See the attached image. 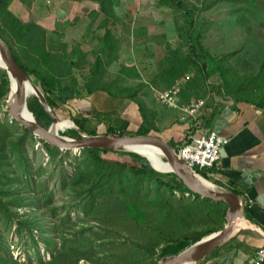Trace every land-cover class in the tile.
Returning a JSON list of instances; mask_svg holds the SVG:
<instances>
[{"label": "trees", "instance_id": "1", "mask_svg": "<svg viewBox=\"0 0 264 264\" xmlns=\"http://www.w3.org/2000/svg\"><path fill=\"white\" fill-rule=\"evenodd\" d=\"M32 1L0 0V37L6 42L13 57L18 60L28 77L34 76L39 81L40 89L55 115L64 121H71L78 129L84 131L82 123L74 116L70 105L76 87L81 84L78 77L71 70H64V55L56 56L48 51V31L34 22L23 20L12 9L14 3L29 7ZM95 1L100 3L101 12L106 14L100 24L101 28L106 30L102 41L115 60L109 22L112 23L115 19L117 2L116 0ZM158 2L161 8L174 9L182 13L181 0H158ZM222 6L230 7L231 11L233 8L239 10L235 21L245 27L247 45L248 32L253 29L251 20L260 21L264 26V0H201L196 12L199 21L196 23L193 19L195 15L185 14V31L179 36L181 46L187 48V54L181 55L177 50L169 47V52L159 64L157 75L151 84L153 87H159L161 84L169 90L180 83L179 94H186L189 97L188 101L191 98L198 100L208 95L206 93L208 89L212 92L216 91V88L208 85V82L214 76H218L221 81L219 92L224 97L264 108V58L260 66L254 69L237 65L234 61L237 53L214 55L203 46V29L209 22L212 23L210 17L217 14ZM209 12H212V15L207 16ZM101 70L102 60L98 57L92 71H89L88 83L85 86L87 94L95 90L91 87L90 78L99 77ZM8 88L7 74L3 68H0V99L8 92ZM139 89L140 87H137L124 92L131 94L132 99L139 104L137 100ZM28 108L35 115L40 126L43 128L50 126L52 119L37 98L28 99ZM111 132L117 133L112 128L106 131V133ZM125 133V131L120 132L122 135ZM23 134L21 138L12 139L10 130L0 120V209L7 214L12 213L13 210L18 219L19 231L21 228L28 229L32 239L35 240L33 235L35 229L31 228L33 210L30 206L35 202L27 192L30 189L25 181L15 185L12 178L16 176L10 178L9 174L14 171L7 165L10 150L15 148L18 151L21 140L26 135L31 134L34 137L26 128L23 129ZM148 134V131L140 130L133 136ZM64 135L75 137L78 134L76 131H69ZM39 141L52 157L60 153H64V157L70 154L68 151L63 152L48 145L42 139ZM14 144L19 145L14 147ZM180 147L175 148L176 152ZM106 154L116 155L117 158H106ZM26 156L24 154L20 157ZM75 159L81 162L72 175L64 176V180L68 179L64 182L65 187L70 191L72 198L76 199V207H80L81 202L88 205L93 213L92 217H101L112 235L108 242L106 240L105 244L100 246L93 234L90 237H81L82 232L75 236L56 233L59 247L54 251H47L49 260L38 255V264H82L83 261L89 264H158L163 257L176 255L202 237L222 228L221 226L216 229L205 228L204 211L198 207L194 216V201L183 196L188 194L196 200L219 208L223 218L228 208L226 203L213 202L193 194L173 172L155 169L153 166L156 165L152 166L142 156L85 149L81 152V156ZM203 171L198 172L209 180L207 172L204 171L205 173L202 174ZM14 185L19 188L14 189ZM25 199H28L30 204L27 202L24 204ZM56 209L57 207H54L53 211ZM20 210L24 211L23 214H19ZM67 218L69 216H64V220ZM169 250H173V253L169 254ZM0 264L37 263L31 259H28L27 263L14 259L0 230Z\"/></svg>", "mask_w": 264, "mask_h": 264}, {"label": "crops", "instance_id": "2", "mask_svg": "<svg viewBox=\"0 0 264 264\" xmlns=\"http://www.w3.org/2000/svg\"><path fill=\"white\" fill-rule=\"evenodd\" d=\"M181 1L182 13L161 8L158 0H116L115 19L109 22L115 60L102 41L106 30L100 24L106 14L101 12L98 1L33 0L29 7L14 3L12 9L17 16L48 31L50 53L60 55L64 49V70H71L81 83L70 105L84 132L106 134L98 132L103 127L105 131L112 128L117 133L133 135L143 130L163 138L174 149L184 144L188 133L200 136L215 132L228 140L218 164L207 174L210 181L243 198V214L231 238L196 264H252L254 253L264 247V108L224 97L219 92L218 76L208 82L215 92L208 89L207 96L189 101L186 94L180 93L175 110L158 102V94L168 91L161 84H151L159 64L169 47L187 54L179 39L185 31V14H193L196 23L199 21L196 12L201 0ZM225 8H219L210 17L212 23L203 29V46L211 54L221 53L225 25L219 19ZM58 10L65 11L64 20L58 18ZM212 41L217 46L213 47ZM98 57L102 73L90 78L95 90L87 94L89 71ZM137 87L139 104L124 92ZM193 101H201L204 106L190 117L181 109Z\"/></svg>", "mask_w": 264, "mask_h": 264}, {"label": "rangeland", "instance_id": "3", "mask_svg": "<svg viewBox=\"0 0 264 264\" xmlns=\"http://www.w3.org/2000/svg\"><path fill=\"white\" fill-rule=\"evenodd\" d=\"M235 9L233 8V11H231L230 7L227 6L225 10H221L223 11L220 15L221 18H217L221 25H225L223 32L225 38L222 39L220 54L237 53L234 60L237 65L256 69L260 66L264 58V26L260 21L251 20L250 23L253 24V29L248 32L250 43L248 42V45L245 44L247 41V32L244 26L235 23V16L239 12L238 9ZM225 17L226 19L223 20ZM217 27L218 22L215 24L214 29L217 30ZM212 45L215 47L217 43L212 41ZM60 55H64V49H62ZM2 65L1 62L0 68H3ZM31 80L40 88L39 81L34 76H31ZM32 97L34 96L31 95L28 99ZM2 98L0 99L1 122L10 130L12 139L23 137L24 128L8 116L2 105ZM59 120L62 122L67 121L63 119ZM73 129L62 130L60 133L67 134L69 131H73ZM98 132L103 133L106 131L103 127H100L98 128ZM39 140L40 139L32 137L31 134H28L21 140L19 147L21 152L13 148L7 156V165L14 171V173L9 174L10 178L16 176L17 179L12 178V180L14 179L15 185H20L22 181H25L30 189L29 191L27 190V192L31 194L35 202L34 204H30L28 199L24 201V204L25 202L29 203L33 210V219L31 222L33 227L31 228L33 230L35 229L33 233L35 240L32 239V235L28 229L21 228L19 231L17 224L18 219L13 210L11 211L12 213L7 214L0 209V230L9 246L10 255L21 262L27 263L28 259H31L37 264L39 263L38 255L44 256L45 260H49L50 258L47 255V251H54L59 247V240L55 236L56 233H63L65 236H75L82 232L81 237H90L93 234L97 240V244L100 246H103L106 240L108 242L110 235H112L108 231L106 223H103L101 217H92L93 213H91L88 205L86 206L84 202H81L80 207H76V199L72 198L70 191L65 187L64 182L68 179L64 180V176L67 177L74 173V169L81 162V160L75 158H79L81 153L68 151L70 154L66 157H64V153L52 157L47 153L45 147ZM17 145L19 144H14V147ZM24 154L27 156L20 157ZM105 157L109 159L117 158V156L113 154H106ZM26 164L30 165L27 166ZM155 168L166 170L167 167L157 165ZM204 173L203 171L202 174ZM208 181L211 182L210 180ZM15 185L13 188L18 189L19 187ZM174 194L178 196L177 193ZM183 197L194 201V216L198 207L200 210L204 211L205 222L203 225H205V228L211 227L216 229L219 226L222 228L225 226L226 222L219 208L202 202L201 200H196L188 194ZM54 207H57L55 211H53ZM23 212V210H20L19 214H23ZM26 212L29 211L26 210ZM64 216H69V218L64 220ZM64 229L66 230L65 233ZM168 253H173V250H169ZM82 264L89 263L83 261Z\"/></svg>", "mask_w": 264, "mask_h": 264}, {"label": "water", "instance_id": "4", "mask_svg": "<svg viewBox=\"0 0 264 264\" xmlns=\"http://www.w3.org/2000/svg\"><path fill=\"white\" fill-rule=\"evenodd\" d=\"M56 14L59 19L64 20L66 18L64 10H58ZM0 58L10 84L9 92L2 98L4 110L12 120L30 131L35 138L42 139L48 145L56 147L61 151H71L74 153H81L85 149H96L133 153L142 156L135 151V148L156 147L161 151L165 162L170 165V169L166 172H173L193 194L210 199L213 202H224L228 205L224 215L226 224L221 230L202 237L199 241L186 247L176 255L163 257L158 264H196L231 238L237 228L236 223L243 214V198L240 195L211 182L215 188L214 190L209 189L198 178L206 182L209 181L183 161L173 146L161 137L153 135H122L115 132L90 135L76 128L74 124L75 128L73 131L77 132V136L71 137L61 134L60 132L62 131L57 130L60 120L50 108L44 94L31 78L28 77L20 63L15 60L8 45L1 37ZM29 85L31 88L28 87ZM30 93L37 98L44 110L51 117L52 122L48 128L40 126L35 115L29 110L28 98ZM142 157L145 158V156ZM150 164L152 165L151 162Z\"/></svg>", "mask_w": 264, "mask_h": 264}, {"label": "built area", "instance_id": "5", "mask_svg": "<svg viewBox=\"0 0 264 264\" xmlns=\"http://www.w3.org/2000/svg\"><path fill=\"white\" fill-rule=\"evenodd\" d=\"M179 92L180 86L175 85L167 92L158 94V102L175 110L177 109L175 99ZM203 106V102L193 101L181 111L190 117H195ZM227 144L228 140L215 132L204 133L200 136L188 133L184 144L178 150V155L191 168L210 171L218 164L220 151ZM252 264H264V247L254 253Z\"/></svg>", "mask_w": 264, "mask_h": 264}, {"label": "bare ground", "instance_id": "6", "mask_svg": "<svg viewBox=\"0 0 264 264\" xmlns=\"http://www.w3.org/2000/svg\"><path fill=\"white\" fill-rule=\"evenodd\" d=\"M0 61H1V58H0ZM16 61H18V60H16ZM28 87L31 88L30 85ZM30 95H32V94L30 93L29 96ZM73 128H74L73 123H71L69 121L68 122L67 121L66 122H62L60 120L59 121V124L57 125V130L58 131L70 130V129H73ZM135 151H137L142 156H145V158L147 160H149L153 165H156V166L157 165H159V166H166L167 167L166 170L170 169V165L165 162L164 157H163V155L161 154V151L158 148H156V147H139V148H135ZM194 170L196 172H198L200 169H194ZM204 171H206V170H204ZM199 175H200V173H199ZM198 179H199V181L201 183H203L204 185H206L209 189L214 190L215 187L210 182H206V181L202 180L201 178H198ZM239 221H240V219L237 221L236 226H238Z\"/></svg>", "mask_w": 264, "mask_h": 264}]
</instances>
